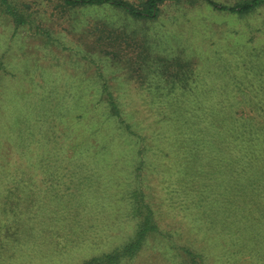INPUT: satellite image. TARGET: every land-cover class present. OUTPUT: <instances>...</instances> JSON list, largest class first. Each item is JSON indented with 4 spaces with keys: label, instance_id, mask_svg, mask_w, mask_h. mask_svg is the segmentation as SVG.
<instances>
[{
    "label": "rangeland",
    "instance_id": "374dc122",
    "mask_svg": "<svg viewBox=\"0 0 264 264\" xmlns=\"http://www.w3.org/2000/svg\"><path fill=\"white\" fill-rule=\"evenodd\" d=\"M129 1L140 6L143 0ZM160 9L157 18L141 19L107 4L0 0V193L11 185L3 174L17 155L18 182L28 179L19 187H31L54 212L39 217L34 231L23 222L24 247L17 243L13 252L0 244V254L12 255L5 264H80L122 246L142 218L127 195L134 186L144 190L158 230L119 264H179L176 254L185 244L202 249L209 264L236 260L203 213L207 193L200 206V190L190 193L203 180L194 146L184 139L202 127L217 136L220 130L238 147L230 121L237 111L248 112L243 87L252 78L264 85V5L245 15L203 0H170ZM12 11L26 21L17 22ZM259 94L264 99V91ZM219 100L230 102L223 111L213 103ZM41 107L51 118H39ZM27 116L36 119L34 126ZM25 130L38 138L53 132L61 142L54 156L51 142L34 140V156L21 158L19 146L30 145L23 142ZM138 155L145 166L136 170ZM17 187L19 204L26 195ZM218 216L229 222L224 212ZM0 222L7 223L1 213ZM33 232L40 247L30 243Z\"/></svg>",
    "mask_w": 264,
    "mask_h": 264
},
{
    "label": "trees",
    "instance_id": "16d2710c",
    "mask_svg": "<svg viewBox=\"0 0 264 264\" xmlns=\"http://www.w3.org/2000/svg\"><path fill=\"white\" fill-rule=\"evenodd\" d=\"M61 1L62 4L72 7L107 4L120 8L135 18L155 19L160 14V5L170 0H143L140 6L133 4L129 0ZM203 1L215 9L225 10L240 15L255 12L264 5V0H241L235 4H227L216 0ZM12 14L17 22L24 23V21H26L25 14L13 11ZM246 63L248 68L249 61ZM260 71L263 73L264 68L260 69ZM252 79H250V83H253V87L249 86L250 83H248L246 87H243V94L246 96V101H243L246 108L243 109L244 111L251 112V114L237 111V118H233L230 121V130H235L237 135L232 143L236 144L238 146L237 148L235 145L231 144L230 141L223 139L220 130H218V136L212 135L216 133V130H205L206 128L202 127L201 130L185 132L186 138L184 140L189 141L191 145L194 146L193 162L196 165L195 171L199 177L201 175L203 180L201 184H204V188L201 187V184H198L193 191L190 190V193L193 195L195 193L194 191L200 190L199 193L196 192V195L199 196L197 206L201 205V200L204 198L202 194L204 192L207 193V201L209 200L213 205H209L206 201L205 206L209 210L205 208L203 213H205V216H209V226H212V231L223 232V235L229 242L228 250L236 258L234 261L229 263L222 262L221 264H264V99L261 94H259V91H264V85H261L263 82H256ZM250 94H254V97L250 96ZM108 98L114 113L119 114V107L110 93H108ZM213 103L223 111L229 106L230 102L227 100H219V102ZM40 109L41 110L38 109L40 114L39 118H44L46 120L51 118L52 115L48 116L42 112V107ZM27 122L34 126L36 119H29L27 116ZM45 130L51 129L46 127ZM238 130H242L241 134ZM125 131L127 134H136L133 130ZM22 133L26 136V138L23 137V142L26 140L28 143L30 142V145L25 149L24 143L22 146H19L17 152L20 156L26 152L32 155L31 158L34 156V148L31 146L34 140H40L39 144L42 145V141L51 142L52 146L48 149L51 153V157L57 152L56 150L53 151V149H56L61 143L53 136V132L48 135L44 133L43 136L46 138L40 134L38 135L41 137L38 138L34 136L30 130H25ZM257 142L258 146L262 147L261 149L254 148L253 145ZM138 152L143 154L142 146L139 147ZM21 158H23V156ZM138 158L139 155L135 162L136 170H138L141 165L145 166L144 161L141 163ZM60 160L62 161L64 158ZM13 163L11 165V167H13L9 173L3 174L7 175L3 176V182L8 180L11 185L7 187L6 193H0V213L6 217L7 222H0L2 223L0 225V244H5L4 250L15 252V250L17 251V243L23 244L20 235L23 222L24 224L28 223L27 226L31 230H36L32 225L38 228V225L42 222L39 220V217L45 214L48 215L51 211L47 209H51L52 207H50V203L43 204L44 198H40L42 203L37 201L35 198L36 192L31 187L28 189H21L19 187L22 182L28 184V179L24 180L20 178V182H18L17 155ZM138 174L139 173L136 175ZM6 177L10 179L6 180ZM210 178L211 181L209 180ZM16 184L21 191L20 193L26 195L20 198L19 204H17V200L13 196V193L15 194ZM2 187L4 188L3 184ZM184 191L187 197L188 190ZM32 194L33 198L31 200L30 196ZM127 195L133 199L132 207L136 210L135 213L139 212L142 215L134 235L122 246H118L109 252L93 255L83 260L80 264H119L122 259L126 257L130 258L134 253H137L136 251L145 244V238L148 235L154 232L156 233L158 225L155 222V217L149 203L144 200L146 199V197H144V190L139 186H134L129 190ZM210 195H215L211 201ZM56 199L58 198L56 197ZM142 209L146 210V212L142 211ZM219 212H224V214L229 217V222L226 225L220 223L221 220L218 216ZM17 213L21 215L19 216L20 221H17ZM53 214L54 212L52 211L51 216ZM33 235L34 238L30 239L31 245L39 246V234L33 232ZM25 245L26 243L23 244V246L20 245V248ZM180 250L181 252L179 251L177 253L178 255L176 254V256L179 257V264H209L206 254L202 249H195L192 248L191 245L185 244L182 246L180 245ZM21 251L23 250L21 249ZM11 256L12 255L6 256L1 253L0 264H5Z\"/></svg>",
    "mask_w": 264,
    "mask_h": 264
}]
</instances>
